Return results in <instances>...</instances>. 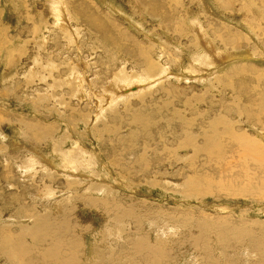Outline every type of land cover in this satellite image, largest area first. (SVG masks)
I'll return each mask as SVG.
<instances>
[{
    "label": "rangeland",
    "instance_id": "1",
    "mask_svg": "<svg viewBox=\"0 0 264 264\" xmlns=\"http://www.w3.org/2000/svg\"><path fill=\"white\" fill-rule=\"evenodd\" d=\"M73 1L0 0V264H23L17 248L11 247L9 255L4 254V241L36 247L49 229L56 233L52 223L39 224L43 219L52 218L74 227L77 225L81 229L78 231H82L83 224L91 226L89 233L80 237L77 264H129L126 255L121 256L120 244L124 241L119 239L116 231L131 226V222L121 218L124 220L122 226L114 219H103L106 223L103 231L102 218L89 209L93 203L83 199L77 206V198L72 196L75 187H66L65 181H78L79 170H66L64 175L56 170L55 162L73 169L80 165L86 179L95 180H90L94 185L102 184L103 187L97 185L102 189L109 182L104 174H113L102 162L114 157L104 147L105 140L111 138L110 133L119 136L120 142H113L116 150L124 141L132 145L130 151L134 153L127 152L122 157L125 162L122 166L127 168L130 167L128 163H133L140 155V146L145 144L139 139L134 140L138 132L136 126L124 127L122 121L128 109L130 114L149 118L157 111L166 119L175 118L173 110H178L184 120L193 119L194 123L200 124L203 120L197 116L204 117L217 101L222 100L220 90L228 76L240 70L234 78L243 73L244 81H255L248 83L249 86H257L258 79L253 71L244 69L264 70V61L251 51L259 44L255 29L257 21L254 23L241 13L248 4L247 0H171L175 12L172 17L169 15L168 23L150 17L135 0ZM173 8L167 4L163 13H169ZM94 13L104 23L108 22L104 32L106 29L120 46L125 45L130 51L139 48L156 51L153 59L159 68L156 75L149 78L146 88L133 84L141 77L137 75L132 60L116 54L113 48L119 45L107 40L98 29L87 26L91 16L96 17ZM213 18H218L219 23L226 24L234 33L238 31L248 40L239 47L227 45L229 49H224L228 51L226 57L224 51L221 59L212 61L209 57L213 63L218 62L210 66L199 61L208 56L204 54L207 52L204 36L210 28L215 33L218 28L215 23H210L209 28L206 21ZM239 20L242 24L238 23ZM164 47L168 49V55ZM172 56L175 58L171 61ZM196 59L198 64L193 66ZM74 73L76 75L70 81V75ZM248 75L253 77H246ZM122 85H125L124 89H117ZM258 93L259 90L254 91L253 98H257ZM121 96L126 97L122 99ZM113 119L120 120V124L113 123ZM231 121L238 133L247 137L251 135L250 139L256 140L255 144L264 150V138L259 135L262 131L259 127L264 130V123L263 126L256 123V126L242 122L236 116ZM33 135H37L36 142ZM225 147L230 148L229 141ZM152 148L161 157L168 154L163 159L172 165L164 169L154 166L153 172L144 174L138 187L132 184L133 177L141 171L136 167L129 168L130 171L118 179L127 184L120 186L114 195L124 201V207L139 206L138 216H143L144 230L156 244L162 260L159 264H188L191 260L195 264H264V152L259 157L262 166H256L242 161L244 150L238 144L222 155V159L226 156L225 162L221 159L211 164L204 157L192 162L193 153L180 151L177 146L172 152L166 151L162 145ZM36 151L44 157L55 158L52 170L39 166ZM77 154L81 158H75ZM170 156L174 157L171 159ZM99 158L102 159L99 161ZM175 159L179 160L174 162ZM72 160L76 163L72 164ZM245 166L246 171H250L249 178L243 176ZM54 170L57 177L46 176L55 173ZM179 171L182 176L175 174ZM193 174L198 176L195 186L190 184ZM104 179L107 181L103 182ZM228 181H232L235 187L226 186ZM247 186L254 194L241 193ZM197 190L199 193L195 195ZM84 192H89L88 188ZM42 194L59 198V208L52 209L53 216L45 214L46 208L52 206L39 199ZM68 194L71 195L67 197ZM104 195L98 191L94 193V197ZM68 204L76 206L75 214H62ZM143 206L156 214L146 216L141 209ZM169 213L174 217L168 218ZM110 226L111 234L105 237L104 245L100 247L101 238H95L107 234ZM190 229L192 232L188 231ZM62 234L68 238V232ZM74 234L76 231L72 230L69 237ZM106 249L110 250L106 252Z\"/></svg>",
    "mask_w": 264,
    "mask_h": 264
},
{
    "label": "bare ground",
    "instance_id": "2",
    "mask_svg": "<svg viewBox=\"0 0 264 264\" xmlns=\"http://www.w3.org/2000/svg\"><path fill=\"white\" fill-rule=\"evenodd\" d=\"M135 1L137 2V4L140 7H142L143 9H146L148 11V15L150 17H153L155 19H159L161 21V23H168L169 15H171V17H172V15L175 12L173 6L171 5V0H135ZM247 1H248L247 2L248 4H247V6L245 5L246 7L242 8L241 13L246 14L251 20L254 21V23H255V21H257V23H255V29L258 31L257 33L259 35L258 47H257V49L251 47L252 48L251 51H252V54L256 58H260L261 60L264 61V27H262V25H261V23L264 25V0H247ZM70 4H71V2H70ZM167 4H169L170 7L173 9H171V11L169 13L168 12L163 13V8ZM5 6L7 7V5H5ZM113 6L116 8L115 5H113ZM119 8L122 9L123 7L122 8L119 7ZM94 14L96 15V17L91 16L92 20H88L86 22L87 26H91V27L98 29L100 31V33L107 40H111V43H114L115 45H119V43L117 42V39L115 37H113L112 35L108 34V31L106 29L104 32V28H106V26H108L107 25L108 22L105 21V23H104L103 21H101L100 19L97 18L98 17L97 13H94ZM206 19H208V18H206ZM217 20H218V18H217ZM217 20L215 18H213V20L206 21V22H208V26L210 25V23H215L218 26L217 31H216V33L218 35H216V33L213 32V30L209 26L210 29L208 30V34L206 36H204V37H206V42H207V43H205L206 47L204 46V48H207V52L206 53L203 52L204 54H206L208 56L206 57V59H203V61H199V63H206L207 62L210 64V66H213L214 64L218 63L217 61H215V63H213L212 62V61H214L213 59L217 60V59L223 58L222 57L223 55H225V57L227 56L228 51L224 50V49H229L228 47H226L227 45L231 46L232 48L233 47H239L240 45L244 44L246 39H247L245 36H244L245 37V39H244V37L238 31H235V33H234V31L231 28L227 27L226 24H221ZM193 21H195V20H193ZM111 23H112V21H111ZM238 23L242 24V22L240 20ZM180 26H181V24H180ZM183 26H184V24H183ZM90 29H92V28H90ZM183 31H184V28H183ZM193 32H195V31H193ZM209 32H210V34H209ZM200 33H201V31H200ZM123 40H124V38H123ZM121 45H123V44H121ZM173 45H178V44L176 42H173ZM9 46H11V45H9ZM215 46H218V49H216ZM7 47H8V45H7ZM123 47L125 50H123ZM123 47L119 45L113 49L116 51V54H121V55L123 54V55L127 56L129 60H132V64L134 65V69L137 71V75L141 77L139 80L135 81L133 84L135 86L138 85V87L141 86V88L147 86L149 78L153 75H156L158 68H159L157 63L153 59V55L156 51H152L150 48H139L138 50H133V51L131 49V51H130L127 48V46L123 45ZM164 50L168 55L169 54L168 49L166 47H164ZM223 51L225 53L222 55ZM163 53L164 52H162V54ZM163 55H165V54H163ZM209 57L212 58V61L209 60ZM104 58H106V57H104ZM173 58H175V57L172 56L171 61L173 60ZM192 58H195V56H192ZM197 61L198 60L196 59L192 62L193 66H194V64L195 65L198 64ZM195 68H196V66H195ZM244 70L253 71V74L258 79V85L257 86L256 85H250L249 86L248 83L252 84V83H255V81H244L242 79V77L244 75L243 73H240L237 76V78H234L235 74L240 72V70L235 71L234 74H231L230 76H228L226 78L225 84H224L223 88L220 90V93H221L220 95H221L222 100L217 101L214 108H212V110H209L204 117L202 115L197 116V118L199 117L200 119L202 118L201 120H203V121H201L200 124L197 123L198 125L196 123H194L195 120L193 121V119H192V121L186 120V119L184 120L183 119L184 115L181 112H179L178 110H173V114L176 115L175 118H173V119H166L163 115L160 114V112L157 113V111L155 113V116L153 114V116L151 115L152 117L150 116L151 118H149V116L144 117L143 115L137 116L136 114H130L129 109L127 110V113H125L126 118L123 119L124 121H122L125 124L124 127H127V126L128 127H130V126L135 127L136 126L138 128V132H137V136L134 135L135 136L134 140L139 139L140 141H143L145 143L144 145L140 146V149H142V151H141L140 155L138 154L136 156L137 158L135 159V161L133 160L134 161L133 163H131V162L128 163V165L130 166L129 168L135 169L134 167H136L139 169V171H141V172H139V174H135L137 177H135V176L133 177L134 182L132 184L137 185V187H138V185L140 184V181H142V178L144 177V174L147 172H153L151 169L154 166L164 169L166 166L172 165V162L163 159V157L169 156L168 154L165 153L161 157L158 155L157 151L153 150L152 147L159 146V145H162L166 149V151H170V152L175 150V148H173L175 146H177L180 151H191L193 153L192 162H195V161L199 160L201 157H204L207 160V162H210L208 164H211V162H213V161L214 162L215 161L216 162L221 161L222 155L224 153L226 154L225 151H227L231 147H233L234 144H238V145H241V147H242L240 149L244 150V151L241 150L243 153V158L240 157V158H242V161H244L248 165L252 164V165H256V166H258V165L262 166V162H261V159L259 157L263 155L264 150L259 148L255 144L256 140L250 139V136H251L250 134H249L250 136L247 137L246 135L238 133L236 130V128H237L236 125L233 124L231 121V118L232 117L234 118V116H236L237 119H240L242 122L246 121L248 124H249V122L252 124L257 123L260 125H262V123H264V70L263 71L255 70V69H253V67L252 68H245ZM197 71H198V69H197ZM56 73H58V72H56ZM75 75H76L75 73L70 75L71 76L70 81H71L72 77ZM166 77H168V76H166ZM246 77H253V76L248 75ZM80 80L83 83V80L82 79H80ZM160 80L161 79H158V81H160ZM153 83H157V82H153ZM82 85H81V87H82ZM124 87H125V85H122L121 88H117V89H122V88L124 89ZM138 87H136V88H138ZM148 87H150V86H148ZM110 90H111V88H110ZM256 90L257 91L259 90L258 96H257V98H253V93ZM210 95H212V94H210ZM225 95H228V96H225ZM125 97L126 96H121L122 99ZM214 98H215V96H214ZM71 108H73V106ZM208 114H210V116H208ZM100 115H101V113H99V116ZM176 119L178 120V122ZM206 119H209V120H206ZM112 121H113V123H115L117 125L120 124V123H118L120 120L117 121L116 119H113ZM174 121H176V122H174ZM257 124H256V126H257ZM259 128L263 131V132L261 131V133H259V135L262 138H264V134H263L264 130L261 127H259ZM238 129H240V128H238ZM109 130L112 131L111 128H109ZM95 132L98 134L99 129L96 128ZM110 135H111V138L109 141H111V142L105 140L106 143L104 142L105 143L104 147L107 148L108 153L114 157L111 160H108L109 159L108 158L107 161L105 159H103L102 162L104 163V166L107 169H109L113 174H106V173L104 174L105 176L108 177V181H109L108 184L104 188L101 189L100 187H98L97 185H99V184H96V185L91 184V182H90L91 179L90 180L86 179L87 176L85 173H83L85 171H83V172L81 171V168L79 167L80 165L77 166V168L73 169L72 167H70L68 165L65 167H62L60 162H55L56 170L61 171L64 175H66V170H79L77 173V175H79L77 177L78 181H74V180L65 181L66 187H75V192L72 193V196H73V198H77V200H75L77 206H78V203L80 202V200H83V199L89 200L90 204L93 203V205H90L91 207L89 209L91 211L95 212L97 214V217L102 218L101 219V224H102L101 227H103L102 228L103 231H104V227L106 224L105 220L110 221V219H114V220L118 221L120 223V225H122V226H123L124 220H121V218H124L125 220H129L131 222V226H123L116 231L117 235L119 236V239L122 238V240L124 241V244H122V243L120 244V251L122 253V254L121 253L120 254L122 257L124 255H126V258L129 259V264H159V262H162V260H161V257L159 256V252L156 251V244L151 242L149 234L144 230V226H143L144 222L143 221H145V220L142 219L143 216L141 218L138 216L139 206L138 205H128V206L124 207L125 206L123 204L124 201L123 200L120 201V199L118 197H116V195H114V193L116 192V190L118 188H120V186L127 184V183L118 181V179H121L123 176H125L124 175L125 173H128V171H130L129 168L122 166L125 163V162L124 163L122 162L123 154H125L127 152L132 153L133 151H130L131 150L130 148L132 145L127 144L126 143L127 141L120 143L119 149L116 150V147H115L113 142H115V140L119 141V139L117 138L119 136H117L116 134H112V133H110ZM33 137H35V142H36L37 135H33ZM254 139H255V137H254ZM134 140H130V141H134ZM228 141H229V147L230 148L225 147V144ZM115 143H117V142H115ZM243 146L245 149L243 148ZM232 150H233V148H232ZM118 151H123V152L120 154V153H118ZM69 152H70V150H69ZM231 152L234 153L235 151L234 152L231 151ZM238 152H240V151H238ZM149 155L151 157H148ZM240 155H241V153H240ZM111 156H109V157H111ZM236 156H238V155L236 154ZM10 157H12V156H10ZM170 157L172 159L174 156H170ZM225 157L226 156H223V159H226ZM36 158H37V163L39 164V166L43 167L44 169H48V168H51V170L53 169L51 166H52V161L55 160V158L44 157L43 154H41L39 151H36ZM71 158H73V157H71ZM75 158H81V156L79 154H77ZM100 159H102V158H99V161H100ZM223 159H222V161H224ZM178 160L179 159H175L174 162H177ZM56 161H57V159H56ZM262 161H264V159ZM74 163H76V162L72 160V164H74ZM72 164H70V165L72 166ZM94 165H96V164H94ZM110 167H111V169H110ZM112 168L116 172H114L112 170ZM169 168H171V167H169ZM56 170H54L55 173L52 174V172H50V173H47L46 176L49 178L57 177ZM246 170H247V167L245 168V170L242 169V172L244 173L243 176L249 178L250 177V171L247 172ZM181 171L176 172L175 174H180L182 176L183 174ZM131 173H132V171H131ZM193 175L194 176L192 178H190L191 186H195L194 185L195 182L198 181V179H197L198 176H196L195 174H193ZM138 177H140L141 180ZM146 177H151V176H146ZM101 179H103V178L101 177ZM144 179H146V178H144ZM91 181H93V180H91ZM104 181H107V180L104 179L103 182ZM262 181L264 182V178L262 179ZM225 185L228 187H232V188L235 187V186L233 187L232 181L226 182ZM99 186L103 187L102 184H100ZM131 187L133 188L134 186L131 185ZM252 187H253V185H252ZM87 188L91 194L89 192H84ZM191 188H193V187H191ZM95 191H98V193H100V194H105L104 197H94ZM260 191L263 192L262 190H260ZM195 192H196V189H195ZM257 192H259V191H257ZM257 192H255V193H257ZM261 192H259V193H261ZM198 193H199V190H197V193H195V195H198ZM241 193H243V194H254L253 189L249 188V186H247L246 189L242 188ZM49 195L50 194H42V197H40L39 199L44 201V202H48V204H50V206H52L50 208H48V207L46 208L47 212L45 214L49 215V216H51V215L53 216L54 214H53L52 209H55V208L58 209L59 208L58 203H57V200L59 198L52 196V195L49 196ZM70 195L71 194H68L67 197ZM257 195H258V193H257ZM66 199H68V198H66ZM83 204H85V203H83ZM141 209L145 212L146 216L156 214L155 211H153L152 209L148 210V209L144 208V206ZM76 210H77V208L75 205L68 204L67 210L66 211L64 210L62 214L67 213L69 215H73V214H75ZM97 211L100 214H98ZM167 217L168 218L174 217V215L169 213ZM103 219H105V220H103ZM92 221H93V219H92ZM48 222L52 223L53 227H56V229H57L56 233L52 229H49L44 234V236L41 239H39L38 245L36 247H32V246L23 244L21 242H9V241L5 240L4 241V248H3L4 254L9 255V249L11 247H15L18 249V251L20 253V257L23 260V264H77L76 257L78 254V249H79L80 244H81L80 237L83 235H87L89 233V231L91 230V226L89 225V227H88L85 224H83L82 225V231H78L81 229L78 228L77 225H76V227H74L72 224H67L65 222H61L57 218L43 219L40 221L39 224L42 225V224H45ZM80 222H82V221H80ZM132 225H134V228H132ZM87 227H88V230H87ZM72 230L76 231V234L69 237ZM63 231L68 232V238L67 239L65 238L64 234H62ZM111 231H112V228L110 226V227H108L107 234L98 235V236H96L97 234L96 235L94 234V236H96L95 239L101 238V244L99 245L100 247H102L104 245L103 242H105V237L110 236ZM188 231L192 232L191 229ZM0 234H2V233H0ZM5 234L7 236H9L10 238H14V236L12 234H10L9 232H5ZM193 234H194V232H193ZM94 236L91 235V237H93V239H94ZM179 243H180V241L177 242V245ZM177 245H175L174 247H176ZM115 247L117 250H119V245H116ZM104 248H107V247H104ZM104 248L102 250H105ZM173 248H171V249H173ZM110 249H108V250L106 249L107 250L106 252H108ZM187 258H188V254H187ZM187 258H186V260H187ZM237 263H238V261H237ZM188 264H195V261L191 260L188 262Z\"/></svg>",
    "mask_w": 264,
    "mask_h": 264
}]
</instances>
